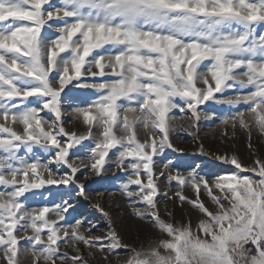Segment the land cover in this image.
I'll return each instance as SVG.
<instances>
[{
    "label": "rangeland",
    "instance_id": "374dc122",
    "mask_svg": "<svg viewBox=\"0 0 264 264\" xmlns=\"http://www.w3.org/2000/svg\"><path fill=\"white\" fill-rule=\"evenodd\" d=\"M0 264H264V0H0Z\"/></svg>",
    "mask_w": 264,
    "mask_h": 264
}]
</instances>
